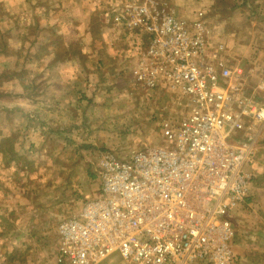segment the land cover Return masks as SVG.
<instances>
[{
  "label": "built area",
  "instance_id": "built-area-1",
  "mask_svg": "<svg viewBox=\"0 0 264 264\" xmlns=\"http://www.w3.org/2000/svg\"><path fill=\"white\" fill-rule=\"evenodd\" d=\"M112 16L131 88L161 106L152 140L99 155L97 193L57 225L56 264H235L233 212L264 168V77L248 83L202 11L133 0Z\"/></svg>",
  "mask_w": 264,
  "mask_h": 264
},
{
  "label": "rangeland",
  "instance_id": "rangeland-1",
  "mask_svg": "<svg viewBox=\"0 0 264 264\" xmlns=\"http://www.w3.org/2000/svg\"><path fill=\"white\" fill-rule=\"evenodd\" d=\"M6 1L14 5L15 9L21 4L19 0H2L0 3V75L3 76L0 78V194L3 196L1 183L7 184L6 188L22 191L29 196L28 201H32V195L43 188H49L45 194L44 207L52 210L58 204V208L66 206L68 211L60 219H54L52 216L46 218L47 212L35 213L33 207L23 213L15 212L12 206L8 208L11 214L3 217L5 222L1 224V231L7 230V234L0 235V260L4 259L5 264L8 261L9 264H26L30 261L53 264L58 223L69 216L70 210L76 212L79 209L85 195L92 196L98 191L94 168L99 155L107 152L125 158L142 143L152 140L150 129L156 124L152 115L159 114L161 99L145 94L132 97L135 90L131 88L132 81L128 72L131 40L128 42V34L122 28L113 26L110 21L115 2L118 4L116 8L120 10L122 4L133 0H92L99 7L103 3V10H108L102 14L103 25L100 21L93 23L90 30L92 39L83 36L78 42L67 43L63 34L61 38L53 36L56 43L46 46L47 50H57L58 57L54 61L49 59L45 62H39L38 57L29 58V43H22L20 36L23 27L16 28L17 20L6 16V11L1 8ZM170 1L172 7L179 11L185 9L187 4L188 10L197 6L196 0ZM184 1L188 3L185 5ZM219 1L213 0L211 10H205L206 15L220 28L217 12L222 6L226 8L227 2L220 5ZM243 16L241 12L234 16L239 26L237 32L243 35L246 42L249 35L254 34V47L263 48L264 16L257 18L260 22L254 27L247 26ZM8 19L13 22L6 27ZM234 31L235 27L230 23L223 26L225 35L221 37L226 38L223 41L228 46L233 44L229 36L231 33L234 35ZM256 31L258 33L255 34ZM68 36L66 34V38ZM8 39L13 42L10 43ZM71 60L74 63H70ZM57 62L58 75L52 69ZM239 62L248 73L251 86L258 83V77H264L263 53L257 50L253 58L241 56ZM10 66L13 71L8 70ZM33 120L35 123H32ZM30 125L33 126L30 128V137L25 139L22 133ZM43 127L51 131H44ZM12 154H15L14 164L9 165L7 160ZM263 161L261 164H264ZM262 169L254 175L248 196L251 201L233 212L235 235L231 251L235 264H264ZM20 180L25 182L20 184ZM29 181H32L31 194ZM0 214L4 216L5 212L1 210ZM23 214L28 217L27 221ZM25 226L30 230V248L24 241L16 242L13 236L20 234L16 232ZM42 227L45 231L37 230ZM252 260L262 262H250Z\"/></svg>",
  "mask_w": 264,
  "mask_h": 264
},
{
  "label": "crops",
  "instance_id": "crops-1",
  "mask_svg": "<svg viewBox=\"0 0 264 264\" xmlns=\"http://www.w3.org/2000/svg\"><path fill=\"white\" fill-rule=\"evenodd\" d=\"M2 0H0L1 3ZM20 6H18L16 9L13 7L14 5H9L6 1V3L1 5V8L4 9L6 12V16H9L14 19V21L17 20L16 28H22L20 29V36H22V43L27 44L29 43V46L27 48H30V54L29 58L34 59L38 57L39 62H45L47 60H55L58 57V54H56L57 50L54 51L48 49L46 44H52L56 43L55 41V35L58 36V38L63 37L64 35V41L68 42H78L81 37L86 36L87 39H92V33L91 27L93 22L100 21L102 23V10L100 11V14H97L98 20L95 19L93 21L92 18V11H96V8L99 6L96 5L92 0H19ZM176 1V0H175ZM226 1V2H224ZM169 2L172 4V2L169 0ZM188 1H184L183 4H187ZM218 3L224 4L226 3V8H221L220 11L217 12L219 20V26L216 25L214 21H212L208 16L207 20L211 23V25L214 28V36L221 38V36L225 35L223 33V26L234 25L235 31L234 35L231 33L229 36V40L233 41V44H230L229 47V53L231 56H235L236 58H239L241 56H248L253 58L254 55H257V50L259 53L264 54V46L263 48L260 46L259 49H256L253 44L254 40V34L249 35L248 41L246 42L243 35L238 33L237 30L239 28L237 18L235 19L234 16L236 14H239L241 12V15H244V21L246 22L247 26H252L258 24L260 21L257 19L259 16H264V0H220ZM182 4V3H180ZM196 7H193L192 10L189 9V4L186 6L185 9L176 10L174 7V10L178 14L179 18L182 20H193L195 17V13L198 11H202L203 13H206L207 10H211V4H213V0H196ZM9 6V7H8ZM259 6V7H258ZM191 7V6H190ZM202 8V9H201ZM207 9V10H205ZM228 10V11H227ZM20 17V18H19ZM12 19H8V21L5 22V25L7 27L8 23H12ZM18 24L20 25L18 27ZM103 25V23H102ZM12 27V26H11ZM10 27V28H11ZM237 27V28H236ZM5 28V29H10ZM12 29V28H11ZM262 32V31H261ZM12 33V30H11ZM258 33V31L255 32V34ZM260 33V32H259ZM66 34H69L66 38ZM60 35V36H59ZM263 35V34H262ZM252 37V39H251ZM53 38V39H52ZM226 40L225 37H223L222 40ZM246 42V44L242 43L243 41ZM10 43L13 42L12 39H8ZM58 42V40H57ZM258 42V40H256ZM242 43V45L240 44ZM259 43V42H258ZM259 45V44H258ZM46 47V52H44L43 48ZM57 56V57H56ZM127 59V58H126ZM128 60V59H127ZM49 63V62H48ZM70 63H74L73 60H71ZM7 68L9 71H13V67ZM53 73L58 75V62L54 63L52 66ZM129 72V71H128ZM2 72H0L1 74ZM130 75V73H129ZM8 80H11L8 78ZM7 81V80H6ZM60 87H62L60 85ZM134 92V91H133ZM135 93V92H134ZM135 94L132 93V97L134 98ZM18 108L14 109L17 110ZM23 119V117H21ZM32 123H35L33 120ZM33 126H29L27 130H25L22 133V137L25 139H29L30 137V128ZM45 128V129H44ZM44 131L48 129L47 127H43ZM48 131H51L48 129ZM43 133V132H42ZM38 140L40 138H37ZM40 142V141H39ZM35 143V142H34ZM38 143L35 144L37 146ZM34 181V180H33ZM25 181L20 180V184L24 183ZM5 183V182H4ZM32 181L28 182L29 189L31 188ZM7 185V184H6ZM6 185H4V190L2 191L3 194L7 197L4 201H1L0 199V211L3 210L5 212L4 216L0 214V235L7 234V230L1 231V224L5 222L3 217L9 216L11 213L9 209L13 207V209H16L15 212L17 213H23L27 212L29 208H34V212L37 214H40V211L43 213H48L46 218H50L51 216L54 217V219H60V217L65 216L68 210H66V206H61L58 208V200H56L57 207L56 209L48 210L46 209L45 203H46V193L49 191V188L42 189L36 194L32 195L31 199L32 201H28V197L25 194H23L22 191H12L6 188ZM27 186V182L25 184ZM44 186V185H43ZM33 189V188H32ZM31 194V189H30ZM88 195H85L84 197H87ZM35 200V201H34ZM45 200V202H44ZM10 202V203H9ZM9 203V206H8ZM28 203V204H26ZM41 204H44L43 206ZM12 206V207H11ZM9 208V209H8ZM70 208V207H68ZM59 212V213H58ZM75 213V211L71 214ZM60 213H63L62 215H59ZM59 215V216H58ZM23 217L25 218V221H27V216L23 214ZM44 219V218H42ZM11 221V220H10ZM44 230V227L38 228L37 230ZM30 230H28L25 227H22L19 232L20 234L13 235L16 238V242L20 243H27L26 246L30 248V240L28 239V236H30ZM18 235H20V238H18ZM12 238V239H15ZM1 240V239H0ZM55 245H56V251H57V241L55 239ZM34 250V249H33ZM6 261L0 260V264H5ZM26 262V261H25ZM250 262H262L258 260H252ZM44 263V262H43ZM9 264V261L8 263ZM26 264H40V262H26ZM56 264V253H55V259L54 263ZM256 264V263H252Z\"/></svg>",
  "mask_w": 264,
  "mask_h": 264
},
{
  "label": "trees",
  "instance_id": "trees-1",
  "mask_svg": "<svg viewBox=\"0 0 264 264\" xmlns=\"http://www.w3.org/2000/svg\"><path fill=\"white\" fill-rule=\"evenodd\" d=\"M116 5V6H115ZM115 5H114V10L113 11H111V10H109V11H111V13H115L114 11H116L118 8H116L117 7V5L118 4H116V2H115ZM105 6H104V4L102 3L101 5H100V7H98V8H96V11H92V18H93V21H95V19H96V16H97V14L99 13L100 14V11L102 10V13H104V12H107L108 10H103V8H104ZM107 9H110V8H107ZM206 14V13H205ZM98 19V18H97ZM94 23V22H93ZM93 25V24H92ZM101 26V25H100ZM3 76L2 75H0V78H2ZM135 95L138 97H141L143 94H138V92L137 91H135ZM151 95V94H150ZM153 95V94H152ZM151 95V96H152ZM146 96H148V95H146ZM154 96V95H153ZM11 142H14V140H12ZM1 146V145H0ZM0 149H2L1 147H0ZM11 151H14V149H12ZM15 153H17L16 155H18V152H16L15 151ZM13 155H15V154H12L11 156H9V158H8V160H7V158H6V160H7V163H9V165H13L14 164V159H13ZM2 164V163H1ZM2 169H4L3 167H1ZM253 180H254V178H253ZM1 186L3 187L2 188V191L4 190V185L1 183ZM7 197L3 194V196H1V194H0V199H2V200H5ZM1 200V201H2ZM251 201V199L248 197L247 198V200H246V202H245V205L248 203V202H250Z\"/></svg>",
  "mask_w": 264,
  "mask_h": 264
}]
</instances>
